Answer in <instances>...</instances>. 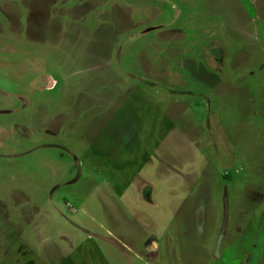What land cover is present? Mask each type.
<instances>
[{
	"label": "rangeland",
	"instance_id": "obj_1",
	"mask_svg": "<svg viewBox=\"0 0 264 264\" xmlns=\"http://www.w3.org/2000/svg\"><path fill=\"white\" fill-rule=\"evenodd\" d=\"M0 264H264V0H0Z\"/></svg>",
	"mask_w": 264,
	"mask_h": 264
},
{
	"label": "flooded vegetation",
	"instance_id": "obj_2",
	"mask_svg": "<svg viewBox=\"0 0 264 264\" xmlns=\"http://www.w3.org/2000/svg\"><path fill=\"white\" fill-rule=\"evenodd\" d=\"M142 193H143V192H142ZM143 195H144V196H143V199H144L145 201H147V200H151V197H152L151 192H150V196H149L148 198L145 197V193H144ZM130 205H131V204H130ZM132 206H133V205H132ZM133 207H134V206H133ZM134 209H135V210H139V209H140V206H138V207L135 206Z\"/></svg>",
	"mask_w": 264,
	"mask_h": 264
}]
</instances>
